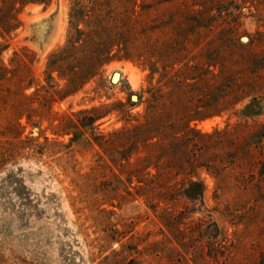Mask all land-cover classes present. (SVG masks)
Segmentation results:
<instances>
[{
    "label": "rangeland",
    "instance_id": "374dc122",
    "mask_svg": "<svg viewBox=\"0 0 264 264\" xmlns=\"http://www.w3.org/2000/svg\"><path fill=\"white\" fill-rule=\"evenodd\" d=\"M17 19L0 264H264V0H49ZM145 117L151 145L132 146Z\"/></svg>",
    "mask_w": 264,
    "mask_h": 264
},
{
    "label": "trees",
    "instance_id": "16d2710c",
    "mask_svg": "<svg viewBox=\"0 0 264 264\" xmlns=\"http://www.w3.org/2000/svg\"><path fill=\"white\" fill-rule=\"evenodd\" d=\"M48 1L49 0H8L7 4L0 6V34H2V32L9 33L11 30L19 26L17 14L26 3H47ZM16 3L17 5H15ZM68 82L70 86L75 83L73 78H70ZM244 109H246V115L257 114L259 105L254 101H250L245 105ZM140 133H145V135L141 136L139 135ZM130 134V144L136 147L138 144L151 145V142L148 140H151L155 136V134L152 133L151 122L147 120V117H145L144 122L133 125L130 130ZM128 156L129 154L123 155L122 157L123 159H126Z\"/></svg>",
    "mask_w": 264,
    "mask_h": 264
},
{
    "label": "water",
    "instance_id": "95a60500",
    "mask_svg": "<svg viewBox=\"0 0 264 264\" xmlns=\"http://www.w3.org/2000/svg\"><path fill=\"white\" fill-rule=\"evenodd\" d=\"M58 6H59V0H54V13H57ZM49 34L47 36H44V37L40 36L41 40H40V42L37 43V46H35L37 48V52H38L39 57L46 52L45 50H46L47 43H48L47 41H49V40H47ZM118 75H119L118 72H114L111 76V80H113V78H115V77H118ZM131 99L136 100V95H132Z\"/></svg>",
    "mask_w": 264,
    "mask_h": 264
},
{
    "label": "bare ground",
    "instance_id": "6f19581e",
    "mask_svg": "<svg viewBox=\"0 0 264 264\" xmlns=\"http://www.w3.org/2000/svg\"><path fill=\"white\" fill-rule=\"evenodd\" d=\"M62 12V11H61ZM61 12H60V14H61ZM36 13V12H35ZM34 13V14H35ZM63 13V12H62ZM61 16V15H60ZM62 17V16H61ZM58 19V18H57ZM62 21H63V18H62ZM65 23V22H64ZM64 27V26H63ZM62 27V28H63ZM57 28H58V30L60 31L61 30V19H58V23H57ZM57 30V31H58ZM64 30V29H63ZM62 33V32H61ZM64 33V32H63ZM60 34V33H59ZM58 35V34H57ZM61 38H62V35L60 36ZM60 41V40H59ZM56 46V45H55Z\"/></svg>",
    "mask_w": 264,
    "mask_h": 264
}]
</instances>
